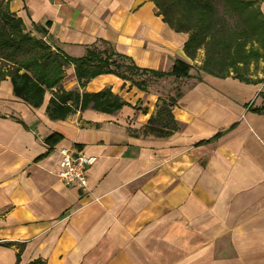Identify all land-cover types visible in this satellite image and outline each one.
I'll return each instance as SVG.
<instances>
[{
    "label": "crops",
    "instance_id": "crops-1",
    "mask_svg": "<svg viewBox=\"0 0 264 264\" xmlns=\"http://www.w3.org/2000/svg\"><path fill=\"white\" fill-rule=\"evenodd\" d=\"M9 9L71 57L103 40L143 68L191 61L188 35L153 0H9ZM197 76L183 77L195 81L182 83L179 128L167 137L141 134L165 98L160 83L144 91L100 74L84 89L110 87L127 105L52 120L51 90L34 108L0 80V264H264V79ZM61 85L80 88L74 64ZM64 147L96 157L85 189L58 178Z\"/></svg>",
    "mask_w": 264,
    "mask_h": 264
},
{
    "label": "trees",
    "instance_id": "trees-1",
    "mask_svg": "<svg viewBox=\"0 0 264 264\" xmlns=\"http://www.w3.org/2000/svg\"><path fill=\"white\" fill-rule=\"evenodd\" d=\"M153 1L164 22L188 35L184 52L190 60L196 59L200 49H206L209 56L200 67L204 73L250 82L229 69L250 56L264 59V16L259 0H221L222 9L215 0ZM100 44L102 48L94 45L80 58L71 57L57 47L52 52L51 44L33 34L23 19L10 11L9 0H0V80L9 76L14 95L34 108L43 104L46 92L51 90L53 95L46 113L52 120H64L86 109L114 113L127 105V101L110 87L93 92L84 89L90 79L103 73H112L124 80L132 79L133 74L191 77L188 70L193 69V64L186 60L176 59L170 71H157L139 67L106 41L100 40ZM69 64L75 66L80 88L66 90L61 85L64 68ZM118 67H124L126 73L115 70ZM200 75L197 76L199 80ZM130 81L144 91L150 83ZM180 95L178 90L175 97L159 99L142 135L167 137L179 128L172 107ZM256 111L264 112V106L257 107Z\"/></svg>",
    "mask_w": 264,
    "mask_h": 264
},
{
    "label": "rangeland",
    "instance_id": "rangeland-1",
    "mask_svg": "<svg viewBox=\"0 0 264 264\" xmlns=\"http://www.w3.org/2000/svg\"><path fill=\"white\" fill-rule=\"evenodd\" d=\"M215 1H216L217 5H219V9H222L221 0H215ZM256 46L257 45H255V47ZM50 51H52V52L56 51L55 47H53ZM49 52L47 50V53H49ZM246 54H244L242 56H245ZM208 56L209 55L206 52V49H200L198 54H197L196 59L190 61V63L193 64V69L188 70L189 71L188 73L190 75L192 74L193 77H196L197 75L204 73L200 69V67H202V65L205 63V60L207 59ZM119 60L120 59H118V61ZM123 62L124 61H122V63ZM115 70L120 71V72H125L124 67H122V68L118 67ZM229 71H231V72L236 71L237 73L241 74L244 78H246L250 81H259L261 79H264V59L260 57L258 60V59L253 58L252 56H250L249 58H244L242 63L236 64V66L233 67L232 69L230 68ZM132 79L136 82H141V81H144V83L150 82L149 85H146L149 87L153 83H160V84H158L157 91H159L162 94V96L165 98H168L171 96L175 97L176 96L175 89H177V88H179L178 90L181 92V89H183V87H184V85H182V83H184L185 85H189L195 81L194 78H191V79H184L183 78L182 80H173V79H168V77H159V76H153V75H149V76H140V75L138 76L137 75L136 76L134 74L132 76ZM132 79H130V80H132ZM179 79H181V78H179ZM122 80H124V79H122ZM130 80H124V81L126 83L129 82L131 85L135 86L134 84H132V82ZM180 87H181V89H180ZM154 90H156V88ZM260 101L262 103L264 102V100L263 101L260 100Z\"/></svg>",
    "mask_w": 264,
    "mask_h": 264
},
{
    "label": "built area",
    "instance_id": "built-area-1",
    "mask_svg": "<svg viewBox=\"0 0 264 264\" xmlns=\"http://www.w3.org/2000/svg\"><path fill=\"white\" fill-rule=\"evenodd\" d=\"M58 178L66 186L78 185L85 189L88 185V170L96 157L85 153L74 152L69 148L60 149Z\"/></svg>",
    "mask_w": 264,
    "mask_h": 264
}]
</instances>
